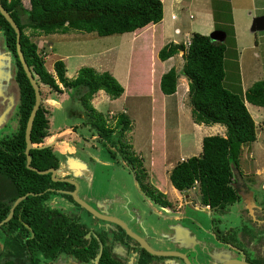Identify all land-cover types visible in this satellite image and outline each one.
Wrapping results in <instances>:
<instances>
[{"label": "trees", "instance_id": "obj_1", "mask_svg": "<svg viewBox=\"0 0 264 264\" xmlns=\"http://www.w3.org/2000/svg\"><path fill=\"white\" fill-rule=\"evenodd\" d=\"M0 1L20 28L21 50L37 82H43L58 91L62 90L58 82L66 89H74L72 97L83 104V110L79 111L78 106L69 107L68 113L88 118L99 135L111 133L112 127L107 125L103 114L96 110L90 100L99 89H104L111 97H117L123 91L122 84L109 71L98 72L92 66H82L75 76L68 77L61 58L53 62L56 76L53 75L44 65V57L36 41L25 29L45 33L69 29L95 31L99 35L122 33L161 20L162 1L29 0L28 7L23 5L22 0ZM0 28L5 35L6 46L15 57V81L19 92L16 105L18 128L0 137V220L8 215L17 196L28 191L36 193H28L19 200L11 217L0 225V229L7 234L6 242L9 241L13 246L14 240L21 238L24 248L22 255L15 253L14 258L2 264H34V250L42 252L45 257H55L61 251L84 256V253L78 252L81 248H73L76 246L66 244L59 236L58 228L61 229L66 223L65 214L42 202V198L49 193L47 187L61 186L62 182L52 180L49 172L39 173L26 166L24 129L35 94L17 58L15 30L1 12ZM226 46L225 41L193 31L188 41L170 40L158 50L162 60L183 50L180 71L187 78L193 121L225 125L224 134H206L202 137L198 154L178 160L169 172V180L179 190L191 187L197 180L202 202L219 208L239 199L240 194L232 184V177L235 176L234 170L239 169L242 145L256 138L255 121L245 100L264 105V78L253 81L243 95L223 85ZM177 78L178 72L174 66L164 71L160 78L162 92H175ZM46 112L47 108L40 103L31 128L32 142H40L47 135ZM117 117L122 133L129 126V120L124 113H119ZM29 153L30 164L39 169L59 165L57 154L50 145H35L29 149ZM139 160L136 157V161ZM30 233L33 235L24 238Z\"/></svg>", "mask_w": 264, "mask_h": 264}, {"label": "rangeland", "instance_id": "obj_2", "mask_svg": "<svg viewBox=\"0 0 264 264\" xmlns=\"http://www.w3.org/2000/svg\"><path fill=\"white\" fill-rule=\"evenodd\" d=\"M186 1L185 7L177 6L173 8L176 16L173 19V24L180 26L179 33H174L173 29L171 30L174 38L188 41L187 39L193 30L197 28L199 29L197 31L200 32L202 30L201 27H204L207 20L210 19L206 12L211 11L214 6L219 9V16L214 22V28H223L227 32L226 38L221 39L227 45L224 54L225 76L223 78V85L243 95L245 89L253 81L264 78V27L250 30L251 18H249V22L245 25V22L248 21L246 13L252 7V0H231V4L236 8V12L238 11L237 8L241 6H250L241 12L245 16V21L240 23L238 18L235 26L231 22L232 13L227 0H218L217 2L215 0L213 4L211 0ZM254 1L259 7L256 13H263L264 0ZM22 2L25 7L29 6V0H22ZM253 11H255L254 8ZM199 24L200 27H198ZM211 30L208 32L210 33ZM25 32L29 33L31 38L36 41L38 50L44 57L45 67L55 76L53 62L57 58H61L64 61L65 73L68 77L75 76L78 69L82 66H92L98 72L109 71L121 82L118 78L126 71V65L129 62L130 31L99 35L95 31L87 32L77 29H69L65 32L55 31L45 33L32 31L31 28H27ZM167 38H172V36ZM181 53V51L176 53L179 66L183 62ZM153 55L154 53H152ZM13 58L11 51L5 44V35L0 28L1 101H4L8 94L15 95L18 89L17 85H15L17 66ZM150 58L151 56H149ZM171 62L175 65L174 59ZM175 67L177 69L176 65ZM179 73L187 82L186 76L181 71ZM58 84L62 88L61 91L55 90L43 82L39 83L41 91L40 103L47 108L46 116L49 121L47 127L48 135L42 139L41 144L49 143L52 146L61 158L60 169L65 171L68 169L69 162H64L63 156L69 153V151L75 150V158L85 164L79 174L74 173V171L68 172L69 177L74 179L78 185V195L99 208L107 204V213L120 217L135 232L142 233L143 226L149 225L148 218H146L148 205L136 186L132 172L124 164L122 154L125 157L127 155V158L130 160H136V157L137 159H142V167L145 169L149 168L152 176L155 175L153 180L161 189L166 191L164 195L172 200H181L182 194L180 195L176 189L172 188V184L168 178L173 163L181 156L186 158V156L198 154L201 151L199 134L203 136L220 133L222 129L214 130V127H210L213 124L205 123V127L202 130L193 126L194 129L199 131V134L193 136L190 104H185L186 106L182 105V109H178V114L174 111L175 108H171L168 105V126L165 134L166 145H163V154L167 162H164V165L160 167L158 166V161L151 160L150 162V158H148L151 152V96L122 93L116 99L109 100L110 96L104 89L102 90L104 95H108L109 97L103 96L100 99V93L98 91L95 92L90 101L92 105L96 106V110L103 114L107 125L110 124V127L113 129L106 137L99 138L96 128L90 124L88 118L79 117L78 114L73 116L68 113L69 107L78 106L80 108L79 111L83 110V104L72 97L74 89H66L60 82ZM121 84L123 85L122 82ZM182 84L183 82H179L180 88L177 87V91H181ZM18 101L17 99L14 103L15 107L13 110L7 111L8 113H5L4 119L0 120L2 126L0 137L17 130L18 117L16 105ZM246 105L255 121L256 138L252 142L242 145L239 169L247 177L245 185L252 184L248 182V179L253 178L252 190L258 191L256 197L264 199V105L253 104L249 101H247ZM122 107L124 112L119 111V109L122 110ZM119 113H124L125 117L129 120V126L122 133H120L121 126L117 122ZM178 116L179 122L178 125H175V120ZM217 124H220L225 131L224 124ZM209 127L212 131L208 129ZM161 140L162 137L157 140L156 145L158 146L155 147L156 152L160 156H162V152L159 151L162 149ZM108 147H111V150ZM133 156L136 157L134 158ZM135 163L138 164V162ZM151 164H155V167H157L156 172L152 171L149 167ZM72 168L79 169L80 167L75 166ZM235 173H237V170ZM61 182V186L69 184V182ZM194 183L195 185L190 187V190L192 197L198 202L200 200L199 188L198 184ZM49 202L51 203H49L50 206L75 213L82 219H89L83 207L63 193L52 194ZM253 202L255 206L260 205L259 199ZM229 206L232 208L231 210H234L238 206V202H234ZM239 206L241 207V204ZM204 213L199 212V216H197L195 212L194 217L198 218L200 214ZM204 216L201 215V220L198 221L206 224ZM251 216L252 219L260 217L258 212ZM98 222H103V220L99 219ZM188 223L190 225V222ZM191 226L196 228L198 224ZM0 235V264L5 260L14 258L15 253L23 254L24 248L21 245V238L14 240L12 246L9 241L6 242L7 234L1 229ZM41 253L39 251L33 254V258L35 259L34 264H75L71 261L73 260L72 258H69L71 260L64 261L65 258H68L65 253H60L54 262H51L49 257H45Z\"/></svg>", "mask_w": 264, "mask_h": 264}, {"label": "flooded vegetation", "instance_id": "obj_3", "mask_svg": "<svg viewBox=\"0 0 264 264\" xmlns=\"http://www.w3.org/2000/svg\"><path fill=\"white\" fill-rule=\"evenodd\" d=\"M7 99L9 98L5 97L4 101L0 100V115L9 104ZM1 127L0 123V129ZM98 137L104 136L99 135ZM41 142L33 143L38 146L44 145ZM106 143L108 144L107 141ZM108 149L111 150V147ZM74 155L75 150L64 154V162H69L68 169L65 171L60 169L61 158L57 154L59 165L55 167L57 169L55 176L71 179L69 171L78 174L81 172L85 164L76 159ZM122 157L148 205L146 218H148L149 225L143 226L142 233L135 232L120 217L107 213V204L99 208L80 197L78 185L74 179H71L73 182L51 178L54 181H65L69 184L48 186L49 193L42 198V202L50 208H57L49 205L51 195L58 192L69 194L71 197H68L83 207L89 216V219H82L75 213L57 208L59 213H64L67 217L64 226L61 229L58 228L59 236L66 244L76 246L73 248H81L78 252L84 253V256H75L71 252L61 251L55 257H49L51 262H54L60 253H65L68 258L64 261L72 258L74 261L69 260L75 264H264V199L256 197L258 191L252 190L253 178L248 179V182L252 184L245 185L247 177L241 169H237V173L232 177V184L237 187L240 194L236 202L238 206L241 204V207L236 206L234 210H231L230 204L219 208L203 203L201 198L196 202V199L192 197L190 187L179 190L172 185L174 190L182 194L181 200H172L164 195L166 191L153 180L155 175L152 176L149 168H143L142 164H136V160H130L123 154ZM141 161L142 159L138 162ZM75 166L80 168H72ZM238 168H240L239 165ZM49 173L51 177V172ZM195 182L197 183V180ZM194 185L195 183L191 187ZM71 191L75 192V196ZM28 193L36 194L28 191L24 193L25 196ZM198 193L200 197L199 189ZM258 199L260 205L255 206L253 201H258ZM195 212L197 216L199 212L205 213L195 218ZM256 212L260 217L252 219L251 215ZM201 215H205L203 218L206 224L198 221L201 220ZM99 219L103 222H98ZM193 224H198V226L193 228L191 226ZM32 235L33 233L24 235V238ZM33 252L39 251L34 250Z\"/></svg>", "mask_w": 264, "mask_h": 264}, {"label": "crops", "instance_id": "obj_4", "mask_svg": "<svg viewBox=\"0 0 264 264\" xmlns=\"http://www.w3.org/2000/svg\"><path fill=\"white\" fill-rule=\"evenodd\" d=\"M161 1L163 4V16L161 20L157 22H149L141 27H137L134 30L130 31L131 42H130L129 50H128L129 51V62L126 65L125 73L123 72L122 75H120V77L118 78L123 83L122 85L123 91L121 92V94L129 93L130 95L137 94L138 96H142V95L151 96V103H152L151 105L152 120H151V131H150L151 152L148 158H150V162L151 160L158 161L159 163L158 166L160 167L164 165V162H167L163 154V150H164L163 145L164 144L166 145L165 143L166 135L165 134H166L167 126H168L167 125L168 112H169L168 105H170L171 108H175L174 111H176V113L178 114L179 110L182 109V105L186 106L185 104H189L188 82H186L183 79V77L180 76V73H179L180 70L178 69L181 68L182 64L179 66L178 60L176 58V54L164 60L160 59L158 56L159 48L166 42L170 41L169 39H172L173 41H185V40H179V39L174 38L171 30L173 29L174 33L180 32V26L178 24H173V19L176 18L175 13L173 12L174 11L173 8L177 6L185 7L187 4V1L186 0H161ZM213 1L215 0H211L212 4H213ZM217 1L218 0H216V2ZM227 1L229 4V9L232 13L231 22L234 24V26L236 25L238 18H239L240 23L244 22L245 16L241 12L245 11L250 6H241L237 8L238 11L236 12L235 10L236 8L231 4V0H227ZM252 3H253L252 7L248 9L246 13L248 16V21L245 22V25L249 22V18H251L249 28L250 30H257V29H253V20L256 16L261 15L262 13L261 14L256 13L257 10H259V7L255 3L254 0H252ZM253 8L255 11H253ZM208 12H206V14L207 16H209L210 19L207 20L205 26L201 24L204 27H201L202 30H200V32L209 33L208 31L212 29L210 31L211 33L214 30H221L224 32L223 38H226V35H227L226 30H224L223 28H218V27L214 28V22L219 16V9L215 8L214 6L212 7V10ZM198 27H200V24L198 25ZM197 30L199 29L196 28L193 31H197ZM169 36H172V38H167ZM187 40H189V38ZM152 53H154L153 56H152ZM149 56H151L150 59H149ZM173 59L175 61L174 62L175 65L177 66V72H178L177 80L180 83L183 82L182 84L183 87L180 92L177 91V87L180 88L179 82L177 81L178 83H177L175 92L170 93V94H165L162 92L160 88V78H161V74L164 71H166L168 68H170L171 66L175 67V65H173L171 62V60ZM102 90L103 89L97 90L100 93V96H99L100 99H102L103 96L104 97L108 96V95H104ZM112 99H116V97L110 96L109 100H112ZM185 100L186 102H184ZM245 102L247 104V100H245ZM121 104L119 105L120 108H121ZM119 111L124 112L123 107H122V110L119 109ZM175 121H176L175 125H178L179 116L178 118H176ZM217 123L218 122L209 123V124H213V125H210V127H214L213 128L214 130L222 129L220 131V134H224V128L221 127V125ZM204 124L205 123L203 122L197 123L193 121L192 119L193 136H196L197 134H199V131L194 129L193 126L198 128L199 130H202L205 127ZM210 127L208 129H210ZM210 130L212 131V129ZM203 136L202 134H199V140L200 139L202 140ZM160 137H162V140H161L162 149H160L159 151L162 152V156H160V154L156 152V148H155L156 146H158L156 145V142ZM182 158H185V157L181 156L178 160H181ZM178 160H175L172 167ZM153 165L151 164V166L149 165V167L151 168L152 171L156 172L157 167H155V164Z\"/></svg>", "mask_w": 264, "mask_h": 264}, {"label": "water", "instance_id": "obj_5", "mask_svg": "<svg viewBox=\"0 0 264 264\" xmlns=\"http://www.w3.org/2000/svg\"><path fill=\"white\" fill-rule=\"evenodd\" d=\"M0 12L4 15V17L8 20V22L11 24V26L14 28L15 30V33H16V54H17V58L20 60L21 64H22V67L34 89V94H35V100H34V104L30 110V113L28 115V118L26 120V124H25V129H24V137H25V148H24V152H25V155H26V166L28 168H31L39 173H47V172H51V178L52 179H60V180H71V179H68V178H63V177H57L55 176V172L57 171V169L55 167H47V168H44V169H39L37 168L36 166H33L30 164V160H31V156H30V153H29V149L34 145V143L32 142L31 140V136H30V133H31V128H32V124H33V119H34V116L36 114V111L40 105V101H41V92H40V86H39V83L37 82V79L35 78L32 70L30 69L25 57H24V54H23V51L21 50V46H20V42H19V37H20V28L19 26L17 25V23L15 22V20L13 19V17L10 15V13L6 10V8L2 5L1 1H0ZM264 27V12L261 14V15H258L254 18L253 20V29H258V28H263ZM209 36L212 38V39H215V40H221L224 36V32L221 31V30H214L213 32H211L209 34ZM181 52H183L182 49H180ZM12 53V52H11ZM12 56L14 57L13 53H12ZM14 62H15V57L13 58ZM15 85H17L16 81H15ZM7 98H9V104L7 105L5 111H3L0 115V120L2 121L5 117V115L13 110V108L15 107V102L17 99H19V92H18V89L17 91L15 92V95H7ZM8 111V112H7ZM7 112V113H6ZM6 113V114H5ZM1 123V122H0ZM45 145V144H44ZM237 169H235L234 171H236ZM239 175V174H238ZM73 181V180H71ZM74 182V181H73ZM71 193L75 196V192L74 191H71ZM25 196V194H22V195H19L13 202V204L11 205L10 207V211L8 213L7 216H5L2 220H0V225L7 221L12 213H13V209H14V206L17 204V202L22 199L23 197ZM83 203V202H82ZM85 206H87L89 209L93 210V208H91L89 205L83 203ZM98 214V213H97ZM144 245L147 246V244L145 242H143ZM231 263V261L229 262Z\"/></svg>", "mask_w": 264, "mask_h": 264}]
</instances>
